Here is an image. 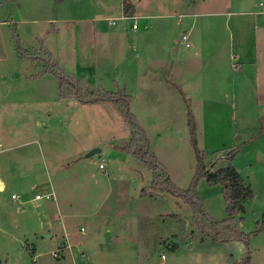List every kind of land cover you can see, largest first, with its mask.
<instances>
[{
  "label": "rangeland",
  "instance_id": "obj_1",
  "mask_svg": "<svg viewBox=\"0 0 264 264\" xmlns=\"http://www.w3.org/2000/svg\"><path fill=\"white\" fill-rule=\"evenodd\" d=\"M120 2L107 0L116 6L111 22L140 36L148 45L146 55L156 58L107 62L87 26L76 30L71 24V30L63 24L60 32L53 30L48 21L69 16L67 5L74 15H88L85 1L10 0L0 11V19L11 22L0 27V139L7 140L0 154L7 185L0 194V264H110L106 253L112 256V249H98L96 241L107 231L117 234L101 222L114 217L128 240L135 233L151 236L152 264H233L248 253L239 241L206 245L215 242L202 240L191 207L180 199L164 193L152 198L160 199L155 203L141 196L152 172L126 151L131 126L111 103L60 100L57 77H36L50 56L78 85L86 81L116 91V76L131 96L151 153L177 187L187 189L196 174L193 140L210 171L232 164L254 194L236 222L245 234L257 232L249 240L251 264H264V0H127L139 18L125 21L117 19ZM184 34L190 47L179 44ZM19 48L45 60L22 58ZM107 66L120 74L102 73ZM26 143L38 155L36 183L28 177L34 167L23 165L22 149H16ZM93 150L100 152L89 157ZM197 194L213 221L227 218L220 185L201 178ZM48 210L64 218L55 221L58 235L48 230ZM90 239L93 247H86L83 242ZM172 243L180 246L175 254Z\"/></svg>",
  "mask_w": 264,
  "mask_h": 264
},
{
  "label": "trees",
  "instance_id": "obj_2",
  "mask_svg": "<svg viewBox=\"0 0 264 264\" xmlns=\"http://www.w3.org/2000/svg\"><path fill=\"white\" fill-rule=\"evenodd\" d=\"M124 10L125 15L129 16L133 13V6L126 2ZM18 53L22 58H30L35 61L45 60L36 51H27L19 48ZM47 74L54 75L59 80L60 100H76L82 104L111 103L117 108L125 121L129 123L133 135L126 151L134 159L143 162L152 172V182L142 190L141 196L155 198L156 195L160 196L168 193L172 197L180 199L191 207L196 220V228L203 235V241L210 240L215 243L231 241L243 242L248 253L241 260L233 264H251L249 240L252 236L257 235V232L245 234L240 231L236 217L239 216L243 219L242 215L246 213L245 206L253 199L254 194L252 188L245 183L232 164L225 168L210 171L206 167V155L199 151L196 141L193 140L197 157V170L191 185L187 189H181L174 184L168 170L158 160L157 156L151 153L150 140L137 117L132 112L131 96L118 86H116V91L113 92L94 87L86 81L78 85L73 75H69L60 65L51 61V56L46 61L44 69L36 77L40 78ZM236 153L237 150L228 155L230 161H233ZM201 178H205L210 186L220 185L222 187L227 213L225 220L215 222L206 211L202 200L197 194L198 184Z\"/></svg>",
  "mask_w": 264,
  "mask_h": 264
},
{
  "label": "crops",
  "instance_id": "obj_3",
  "mask_svg": "<svg viewBox=\"0 0 264 264\" xmlns=\"http://www.w3.org/2000/svg\"><path fill=\"white\" fill-rule=\"evenodd\" d=\"M74 1H79V2H83L85 1V9L88 10V15H82L81 17H79L78 15H74V9L73 7H71L70 5H67L68 8H71V12L69 14V16L65 17V19H55V20H50L48 21L50 24L53 25V30H55L56 32H60V26L61 25H65L66 29H69L71 27V24H74L75 29H81L84 30V28L87 26V30L89 32H91V37L94 40V45L96 46L97 49L100 50V52H103L104 56L106 58L109 59H105V61L109 62L113 59H115V62L120 61H129V60H136L138 58L144 59V61H146V59H148V57H150L149 55L147 56V52H148V48H147V43L146 42H141L142 38H140V36L136 35L133 36L130 34L129 28H125L122 24L119 23H112L111 20H113V16H114V9L116 8V6H111L110 4L107 3V0H97L96 2L94 0H74ZM94 1V2H93ZM10 0H5V2H1L0 1V11H2L3 9H5L6 7H8ZM127 2V0H121L120 2V9H121V14L122 17H118V20H136L137 17L136 16V8L134 5L133 6V13L131 15H129L128 17H126L125 15V3ZM263 5V4H262ZM260 3V6H262ZM261 13V12H260ZM83 14V13H82ZM259 14V13H258ZM136 19H134V18ZM10 19H0V27H3L5 25H9ZM84 24V25H83ZM134 24L137 26L136 29L133 28ZM132 29L134 31L138 30L139 27L136 23L132 24ZM141 47L142 51L139 50V48ZM145 52V53H144ZM51 53V52H50ZM102 54V55H103ZM52 55L54 56V52H52ZM131 56L133 57L131 59ZM146 56V57H144ZM144 57V58H143ZM117 58V60H116ZM156 57H150L149 59H153ZM113 61V60H112ZM141 61V60H139ZM148 61V60H147ZM152 61H156V60H152ZM172 68L174 66H171ZM108 68V69H107ZM111 67H106L104 70H102V73L105 74H120V70H111ZM130 71V70H129ZM116 76H114V78L112 79L114 85H115V90H116V86L120 87L121 89H125V87L123 88V84L121 85L120 82L118 80H116L115 78ZM115 92V91H113ZM261 137H264V128L260 134ZM38 142V141H37ZM36 142V143H37ZM7 143L6 139H0V154L4 153V151H6L5 149H1L4 147V145ZM32 144L30 143H26L23 146H19L16 149L17 150H21L22 149V160L20 161L23 165H25L26 162H28L29 166H33L35 165V158L38 156L35 152L31 153V149L27 148V147H31ZM28 149V150H27ZM30 149V150H29ZM11 149H9L8 151L10 152ZM28 151V152H27ZM30 153V154H29ZM31 161V162H30ZM33 164V165H32ZM100 168V166H99ZM105 169V167L103 168ZM33 171L30 173V175L28 176L30 179V183H36V180H40L37 178V175L40 173L38 171H36V168L34 167V169H32ZM4 168L0 165V194L6 193L7 192V185L5 183V181L2 179L1 174L3 173ZM53 193V192H52ZM38 196V195H36ZM36 199V197H35ZM42 199V198H41ZM41 199H36V200H41ZM160 199L154 200L152 198H150V201L153 202H161L159 201ZM50 208V206H49ZM59 206L57 205V212L59 213ZM72 208V207H71ZM48 215L49 218H51L48 222V230L53 229L56 233V235H58L57 233V228L55 225V221L57 222H62L63 221V217L59 216V220L56 217V215H51V211L48 210ZM70 212V211H69ZM164 215V214H162ZM167 216V215H166ZM163 217V216H161ZM168 217L170 218H174L175 216L173 214H169ZM117 219L114 217V220H103L101 222L103 227H109V224H111L114 229H116L117 234L115 236H110L109 231H107L101 238H99L96 242L98 243V249L100 248H106L107 250H110V253L112 256H109V252H107L106 254L108 255L109 259H107V262H109L110 264H152L153 260H154V256H155V246L150 243L151 241V236L149 234H145V235H139V234H134L133 235V241H131L130 239L128 240V237L125 236V234L120 231L118 225L116 224ZM162 220V218H161ZM165 220H162V223ZM100 222V223H101ZM99 223V224H100ZM99 226V225H98ZM96 226V227H98ZM51 228V229H49ZM84 228V232H82V229ZM87 229L86 227L82 226L81 227V232L84 234L86 233ZM152 231V230H150ZM122 232V233H121ZM45 238H51L52 235H44ZM65 237V236H64ZM184 240V239H183ZM101 241V243H100ZM93 240L90 239L89 242L85 241L83 242L85 244L86 247H93ZM208 243H211L212 246L215 245H228L229 242H223V243H215L213 244L212 242H207L205 243L206 245H210ZM83 245V244H82ZM63 249L65 251L68 250V248L70 247V244H68V241L63 244ZM117 247H125L127 248L126 252H118L116 251ZM162 247V246H160ZM226 247V246H223ZM180 246L175 245L174 243H172V250L174 252V254L179 251ZM159 252V250H158ZM57 253V252H55ZM54 253V254H55ZM86 253L87 252H83V259L88 260V256L86 257ZM99 254V253H97ZM99 256L101 257V255L99 254ZM233 256V255H231ZM103 257V256H102ZM160 260H162L163 262L166 260L165 256H161ZM230 262V261H229ZM89 264V263H87ZM231 264V262H230Z\"/></svg>",
  "mask_w": 264,
  "mask_h": 264
},
{
  "label": "built area",
  "instance_id": "obj_4",
  "mask_svg": "<svg viewBox=\"0 0 264 264\" xmlns=\"http://www.w3.org/2000/svg\"><path fill=\"white\" fill-rule=\"evenodd\" d=\"M133 18H134V17H133ZM134 19H136V18H134ZM133 28L136 29L137 26L134 24ZM180 43L184 44L186 47H190V44L188 43V35H187V34H184V35L182 36L181 40L179 41V44H180ZM100 168H101V169L104 168L103 164L100 165ZM47 197L51 199V196H47ZM13 198H15V195H13ZM41 198H42V197L39 196V195L36 196V199H41ZM82 232H84V229H82ZM54 257H58V254L55 253V254H54Z\"/></svg>",
  "mask_w": 264,
  "mask_h": 264
},
{
  "label": "water",
  "instance_id": "obj_5",
  "mask_svg": "<svg viewBox=\"0 0 264 264\" xmlns=\"http://www.w3.org/2000/svg\"><path fill=\"white\" fill-rule=\"evenodd\" d=\"M98 152H100V150H93V151H91V152L88 154V156L90 157V156H92V155H94L95 153H98Z\"/></svg>",
  "mask_w": 264,
  "mask_h": 264
}]
</instances>
